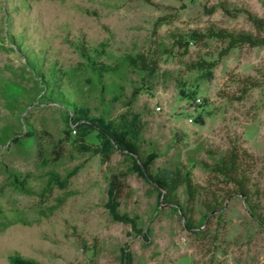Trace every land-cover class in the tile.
Instances as JSON below:
<instances>
[{
	"label": "rangeland",
	"instance_id": "374dc122",
	"mask_svg": "<svg viewBox=\"0 0 264 264\" xmlns=\"http://www.w3.org/2000/svg\"><path fill=\"white\" fill-rule=\"evenodd\" d=\"M248 14L264 19V0H0V128L18 134L0 144V264H264V46L228 50L208 35L256 34ZM79 43L103 48V61L120 68L104 101ZM139 53L158 69L122 66L124 55ZM31 60L74 74L93 121L74 123L63 109L40 104L44 88ZM204 62L211 69L198 67ZM247 79L257 87L243 94ZM126 122L152 173L190 175L200 196L187 207L200 228L162 204L126 156L130 145L103 152L111 124L123 130ZM31 133L34 148L25 145ZM233 146L252 155L249 203L225 197L210 173ZM50 171L66 186L40 196ZM12 173L28 177L36 194H20ZM113 180L123 186L119 197ZM215 202L221 208L207 214Z\"/></svg>",
	"mask_w": 264,
	"mask_h": 264
},
{
	"label": "trees",
	"instance_id": "16d2710c",
	"mask_svg": "<svg viewBox=\"0 0 264 264\" xmlns=\"http://www.w3.org/2000/svg\"><path fill=\"white\" fill-rule=\"evenodd\" d=\"M248 18L256 34L232 33L226 30L210 29L208 35L213 39L228 43V50L245 46L250 48L264 46V19L254 17L250 14H248ZM103 46L104 45H102V47ZM78 48L80 54L85 59L84 66L86 68V73H88L92 85L104 101V97L107 96L110 90V79L120 72V68L117 66L112 67L103 61V48L101 51H98L97 48H91L82 43H79ZM29 62V66L40 76L43 84L44 94L38 99H41V101H39L40 104H51L63 109L74 123L83 120L93 121L92 109L84 104L83 95H80L72 84V76L74 74L65 71L57 62L47 68L40 65L38 60H31ZM122 66L139 73H152L158 69V62L154 59H150L144 53L135 55L128 54L124 55L122 58ZM198 67L202 70H207L211 69V64L204 62L203 64H199ZM244 82H247V86L244 88L243 94H247V91L251 88L257 87V83H251L248 79ZM10 90L12 93L19 94L20 96L23 94L21 89L14 86H11ZM29 99L30 97L28 95H24L21 99V103L25 104L24 107H20L23 114H27L26 107L29 105ZM23 120L27 122L31 131L35 130L29 117H23ZM128 125L129 122H126L122 130L118 124H111L109 131H107L109 139H104L102 143L103 152L109 154L111 150L116 149L122 152H128L126 145H130L134 153H127L126 156L144 172L148 180L155 186L162 198V204L171 205L181 211L185 217L189 216L187 220L188 228H200L195 227L190 216L191 210H188L187 207L189 204L194 205L200 196L199 188L194 184L190 175L184 169L173 170L168 168L152 173L148 165L150 157L142 152L140 140L131 137L130 131H127L129 129ZM17 135L16 131L0 128V144L7 143V140ZM25 145L30 148L36 146V140L32 133L26 140ZM251 160L252 155L245 149L233 146L209 168L213 180L217 181L223 188H226L225 197L229 198L233 194H239L241 197H244L247 203L250 202L252 195V179L249 169ZM45 177L46 182L42 191L39 193L40 196L51 194L55 188H64L66 186L63 176L59 173L50 171ZM11 180L12 186L20 194H36L29 186L28 177H23V175L18 173H12ZM112 187L117 197H119L123 190L121 182L113 180ZM182 193L185 194V203L182 201ZM64 201L65 199L61 200L60 205L63 204ZM220 208L221 206L217 202L208 204L206 205V213H214ZM205 222L206 221H203L201 225L204 226Z\"/></svg>",
	"mask_w": 264,
	"mask_h": 264
}]
</instances>
